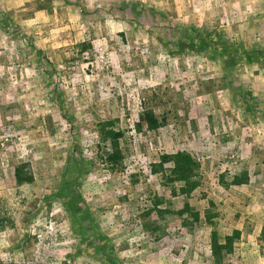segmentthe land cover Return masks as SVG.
Segmentation results:
<instances>
[{
    "label": "rangeland",
    "instance_id": "rangeland-1",
    "mask_svg": "<svg viewBox=\"0 0 264 264\" xmlns=\"http://www.w3.org/2000/svg\"><path fill=\"white\" fill-rule=\"evenodd\" d=\"M0 264H264V0H0Z\"/></svg>",
    "mask_w": 264,
    "mask_h": 264
},
{
    "label": "trees",
    "instance_id": "trees-1",
    "mask_svg": "<svg viewBox=\"0 0 264 264\" xmlns=\"http://www.w3.org/2000/svg\"><path fill=\"white\" fill-rule=\"evenodd\" d=\"M195 39V38H192ZM201 44H214L219 43L220 39H212L211 34L199 39ZM41 54V52H39ZM245 94H242V98L245 99ZM141 122L146 123L150 130H155L158 127V123L153 115L150 113H144L141 116ZM98 133L101 141L109 143L112 148V153L108 155L107 161H111L117 164L122 160V155L119 149V140L123 134L119 130H115L111 127V124H103L99 126ZM172 164L171 175L172 181L181 184L180 193L185 196H189L196 188L197 182L194 180V170L196 168L195 161L183 152H178L173 155H163L161 157L160 164ZM14 179L18 184H31L33 182V176L31 174L29 165L26 163H20L14 170ZM188 208V206H186ZM211 251L213 257L217 258L220 255L221 245L218 244L215 234L212 235ZM227 243L231 246L229 238L226 239Z\"/></svg>",
    "mask_w": 264,
    "mask_h": 264
}]
</instances>
